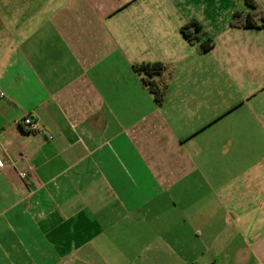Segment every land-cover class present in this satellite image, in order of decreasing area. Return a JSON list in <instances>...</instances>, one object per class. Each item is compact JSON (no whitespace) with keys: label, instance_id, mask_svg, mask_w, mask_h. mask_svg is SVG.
<instances>
[{"label":"crops","instance_id":"obj_1","mask_svg":"<svg viewBox=\"0 0 264 264\" xmlns=\"http://www.w3.org/2000/svg\"><path fill=\"white\" fill-rule=\"evenodd\" d=\"M45 1L0 0V264H264V0Z\"/></svg>","mask_w":264,"mask_h":264},{"label":"trees","instance_id":"obj_2","mask_svg":"<svg viewBox=\"0 0 264 264\" xmlns=\"http://www.w3.org/2000/svg\"><path fill=\"white\" fill-rule=\"evenodd\" d=\"M244 3L253 9L254 11L258 9V4L256 0H243ZM231 26L234 28H264V17L262 18V25H258L251 14H239L235 13L233 15ZM202 28L197 22H192L188 26L182 28V33L189 43H194L196 41V36L201 34ZM196 35V36H195ZM214 46L212 40H208L201 45L200 52L206 53L210 51ZM134 69L136 72L143 76L142 81L150 93L153 95L154 100L158 106H161L166 92H167V81L172 76V71L166 74L167 67L159 64H139L135 65Z\"/></svg>","mask_w":264,"mask_h":264},{"label":"built area","instance_id":"obj_3","mask_svg":"<svg viewBox=\"0 0 264 264\" xmlns=\"http://www.w3.org/2000/svg\"><path fill=\"white\" fill-rule=\"evenodd\" d=\"M22 124L27 128L29 132L35 133L41 130V127L37 121H35L32 117H27L22 121ZM28 172H22L21 176L26 177Z\"/></svg>","mask_w":264,"mask_h":264},{"label":"rangeland","instance_id":"obj_4","mask_svg":"<svg viewBox=\"0 0 264 264\" xmlns=\"http://www.w3.org/2000/svg\"><path fill=\"white\" fill-rule=\"evenodd\" d=\"M47 2L45 0H36L35 4H32V7L30 9V14L32 15L34 12H36V10H39V7L41 8V10H43L44 6H46ZM143 262V260H142ZM141 263V262H139Z\"/></svg>","mask_w":264,"mask_h":264}]
</instances>
